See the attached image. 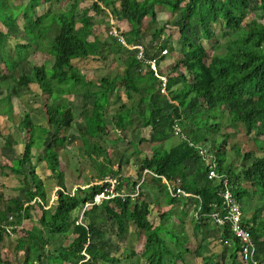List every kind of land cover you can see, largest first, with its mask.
Listing matches in <instances>:
<instances>
[{
    "label": "trees",
    "instance_id": "obj_1",
    "mask_svg": "<svg viewBox=\"0 0 264 264\" xmlns=\"http://www.w3.org/2000/svg\"><path fill=\"white\" fill-rule=\"evenodd\" d=\"M62 1L0 0V63L7 72L15 74L34 51H47L52 56L50 67L48 61L34 64V76L23 71L15 75L0 98V120L5 117L8 121L14 115L12 85L27 87L36 82L49 98L44 103L47 121L36 124L26 111L18 122L25 133V149L21 156L0 166L5 176L15 174L20 180L18 193L0 209V244L5 234L18 231L24 219H37L38 223L24 227L16 239L15 250L23 251L24 264H139V253L133 247L121 253L107 249L109 231L115 229L124 237L133 223L145 234L143 256L150 264H188L186 254L193 249L188 246L191 236L185 230V219L191 216L199 242L194 252L205 262L223 256L225 264H252L241 258L240 241L229 224L219 225L210 215L222 208L223 200L219 195L222 184L218 178H208L209 166L197 147L209 139L217 171L239 184L243 222L258 244V259L264 262V204L252 200L256 191L264 196V153H245L238 168L240 146H233L236 156L231 161L227 138L219 142L210 134L218 132L224 122L234 126L242 123L248 134L255 133L264 150V0H94L81 8L84 0H67V8L52 5ZM158 6L179 13L180 19L175 21L178 46L172 41V32H166L167 24L158 22ZM38 8L43 11L38 13ZM110 17L126 20L128 29L115 27ZM96 19L105 22V38L97 33ZM120 35L132 47L123 44ZM12 36L20 41L11 44ZM137 44L144 46V58L138 57L139 50L133 47ZM177 49L179 57L166 74L162 73L161 61L167 52ZM111 52L119 57L122 67L99 77L81 72L73 62L90 56L105 59ZM153 58L158 72L148 61ZM2 77L0 64V81L4 83ZM71 91H80L88 102L92 99L91 108L86 104L83 111L84 127L75 123L76 113L65 97ZM110 109L114 113L109 114ZM74 126H79L84 142L91 147L87 148L89 155L99 167L95 178H116L118 191L134 192L138 182L121 174V165L113 167L108 146L99 141L113 143L125 138L121 131L134 134L132 131L145 130L147 134L140 133L137 142L133 139L135 146L140 142L162 145L140 161L138 174L144 179L137 197L116 195L95 203V195L110 186L107 181L68 190L58 147L65 146ZM112 131L117 137H109ZM0 133L5 145H11V134L4 132L1 124ZM50 133L52 139L48 140ZM94 152L105 153L107 161H98ZM38 162L46 173L50 170L60 179L51 203V193L37 171ZM163 176L174 189L180 178L182 187L200 198L186 200L173 195ZM241 179L247 186L241 185ZM144 189L155 197L157 224L151 219L153 202L145 197ZM200 200L203 203L197 216ZM87 203L91 204L86 207ZM177 213L182 216L179 228L170 222ZM214 231L222 246L218 252L210 247ZM0 264H13L2 256L1 249Z\"/></svg>",
    "mask_w": 264,
    "mask_h": 264
},
{
    "label": "rangeland",
    "instance_id": "obj_2",
    "mask_svg": "<svg viewBox=\"0 0 264 264\" xmlns=\"http://www.w3.org/2000/svg\"><path fill=\"white\" fill-rule=\"evenodd\" d=\"M94 0H84L79 4V7L84 6H90L93 3ZM67 0H64L62 2H53L52 5L54 7H64L67 8ZM49 3L46 4L48 7ZM43 11V9L38 8L37 12L40 13ZM93 11V10H92ZM157 13H158V22L160 24H167L166 32H172V41L174 44L178 46V29L176 28V22L180 19V15L178 12H173L171 10H168L166 8H163L161 6L157 7ZM250 14L249 16H251ZM104 19H106V16H103ZM97 24L95 26L97 33L101 35L102 38H105L108 34L106 30L105 22L100 21L99 19H96ZM113 22L115 27H118L122 30L128 29V23L126 20L119 21L117 19H109ZM114 31V27L112 29ZM151 38L150 35L148 36V39ZM147 39V40H148ZM20 39L18 36H12L10 38L11 44H14L15 42H19ZM215 50V49H214ZM3 53V50H2ZM179 50L177 49L176 52L166 53V57L163 61H161V65L159 68H162V73L166 74L171 67V64H173L177 58L179 57ZM51 60L52 56L47 51H34L32 52V55L30 58L25 59L22 61L20 66L16 69V73H8L6 66L4 63H0L3 67V79H5V82L2 83L3 80L0 81V98L4 97L7 92V83L14 81L16 79V76H19L20 71L27 72L31 76H34L33 66L34 64H41L43 61H48L47 65L48 67L51 66ZM74 64L77 65L81 72L87 73L90 77L94 76H102L105 74H108L109 72H115L118 69L122 67L121 60L118 56L114 55V52H111L107 58L100 59L98 57H86V58H77L74 61ZM12 80V81H11ZM2 83V84H1ZM12 92L14 94V97L12 99L13 107H14V115L12 120L8 121L5 117H1L0 124L4 125V132H9L12 137V144L7 146L4 143V138L0 133V166L2 162H9L12 161L19 156H21L22 152L25 149V142L24 137L25 133L22 132V130L18 127V122L23 117V114L27 111L30 113L31 118L34 123H45L47 121V115L44 110V103L48 101V94L43 93L40 89L39 85L35 83L29 84L27 87H19L18 85L14 84L12 85ZM65 97H67L68 102L70 103L71 107L76 113V124H79L80 127L85 126V117L83 115L84 108L86 107V104L91 108L92 106V99L87 101L83 97V94L79 91H71L69 93L65 94ZM109 114L114 113L113 109H110ZM225 123V122H224ZM222 124L221 129L218 132H211L210 134H213L216 139L219 142H222L223 138H227V156L232 161L235 156L236 152L235 149H233V146L238 144L241 149V155L238 156L237 164L238 168L241 167V161L245 160V153L252 151L254 155L263 154L264 150L263 148H260L258 143L256 142L255 133L248 134L245 130V127L242 123H238L236 126L231 125L230 123ZM79 126L72 127L69 130L70 139L67 141L65 146H59L58 149L60 151V160H61V169L65 172L64 178L65 183L67 185V188L69 191H73L77 186H88L89 184L98 183L102 179L95 178L97 176L98 166L95 163V161L90 157L89 153L91 154L90 150L88 152L89 147L86 142L83 140V134L81 135L79 131ZM134 134L131 133V130L127 131H121L120 134L124 135L125 138L121 140H116L115 142L105 143L104 140H100V143H103L108 146V153L109 158L111 159V163L113 164L114 168H117L119 165L122 166L121 174L125 176H131L133 179H135L138 183H140L144 178L140 177L138 174L140 161L142 157L145 154L151 155V153H155L159 151L162 148L161 144H153L150 142L145 143H138L137 146H135L133 139L137 142L139 139L140 133H145V130H136L132 131ZM109 137L115 138L117 137V134L112 131L109 134ZM47 139H52V134L47 135ZM176 139V138H175ZM132 140V142H131ZM208 145L212 144V141L208 139L206 142ZM218 143V142H217ZM169 146L168 143H163V146ZM88 148V149H87ZM138 148L142 149L141 151H138ZM34 154H37V149H33ZM95 153V152H94ZM96 154V159L98 161L106 162L105 153H101L99 155ZM35 161H39L35 158ZM9 170V169H8ZM239 170V169H237ZM2 168L0 167V191L3 192V197L0 199V209H3L5 206L4 202L9 197L14 196L18 193L17 187L20 184L19 176L15 174H10V176H5L2 172ZM37 171L40 173V175H43V179L45 184L47 185V190L51 193L50 197V203L54 201L56 196V191L60 188L59 181L60 179L55 178L52 171L45 172V169H43L42 165L37 164ZM144 175V173H143ZM109 179H115L111 176H106ZM146 177V174L144 175ZM180 179V178H177ZM178 186L182 187L181 179L180 181L176 182ZM173 186V185H172ZM244 186H247V184ZM174 187V186H173ZM249 187V185H248ZM137 186L135 187L136 190ZM247 188V187H246ZM254 193V189L252 190ZM124 192H129V190H124ZM145 197L153 204L151 205L152 208V221L157 224L159 221L158 214V208L154 204L155 197L152 196V194L148 193L144 189ZM189 192V191H186ZM184 199L189 200L187 196H184ZM253 203H257V205L264 204V197L260 191H256V194L254 193V196L252 197ZM251 200V204H252ZM255 205V206H257ZM164 207V206H163ZM192 204L188 206V208H191ZM193 208L190 209V214L192 213ZM264 214V210H263ZM191 216H188L185 219V230L188 232V234L191 236V241L188 243V246H191L193 249L192 252L186 254V261L188 264H225L227 261L226 257H219L218 259L213 258L208 262H205L202 258V256H198L194 249H196L199 245L198 240L196 239L194 235V228L192 223L190 222ZM182 219V216H180L179 213L177 215L170 217V222H174L175 226L179 228V222ZM170 222H167L168 225ZM38 223L37 219H24L17 232H13L11 234H5L4 240L0 244V249L2 251V256L5 259H9L12 261L13 264H24V258L25 255L23 251L17 252L15 250V244L17 237L23 233L24 227H31L33 224ZM115 224V223H114ZM215 231L210 233V238L214 239L213 242L210 244L211 249L215 250L216 252L221 251V243L219 240H216L215 237ZM70 239V238H69ZM108 241L107 249H109L112 253H121L124 248L133 247L135 248L139 256L137 257L139 264H150L149 260L144 257V250H145V243H146V237L145 234L140 232L138 228L132 223L131 224V231L130 233L126 234L124 237H119L115 231V229L110 230L108 233V237L106 239ZM69 241V240H68ZM208 252L206 251L205 254ZM183 262H178V264H182Z\"/></svg>",
    "mask_w": 264,
    "mask_h": 264
},
{
    "label": "built area",
    "instance_id": "obj_3",
    "mask_svg": "<svg viewBox=\"0 0 264 264\" xmlns=\"http://www.w3.org/2000/svg\"><path fill=\"white\" fill-rule=\"evenodd\" d=\"M114 32L116 35H119L118 31L114 29ZM123 44L126 46L132 47L131 45H128L126 43V40L124 36L120 35L119 37ZM133 47L138 48L139 53L138 57L139 58H144V46L142 44H137L133 45ZM164 53L166 50L163 51ZM152 69H154L156 72L159 71L158 69V63L156 58L148 60ZM163 77V76H162ZM164 80L166 81V78L163 77ZM179 127L176 126V132H179ZM198 150L202 156V158L207 162V165L209 166V171H208V178L209 179H215L218 178L219 181L222 184V188L220 190V195L223 198V206L220 209L214 210L210 215L212 216V219L218 223L219 225H226L227 223L231 227L232 232L235 234V236L239 239L240 241V256L243 260L250 262L252 264H264L261 260L258 259L257 257V252H258V244L256 240L254 239L251 230L247 225L244 224V219H243V212L241 208L240 201L236 197V189L237 185L233 180H230L229 177H227L224 173H219L217 171V160L214 158L213 153L208 150L207 147L204 145L197 146ZM147 172V171H146ZM164 181H166L169 185V189L172 192L173 195L176 196H187L188 198L190 196L200 198L198 194H194L192 192H186L183 187L178 186L176 189L171 187L169 181L163 176ZM109 182L110 186L104 188L101 190L99 193L95 195L94 202H101L105 198H111L113 196L119 195L121 197H125L126 195H131L132 197H137L140 193V188L143 180L137 184V188L134 192H124V191H118L116 190L117 186V179H109L108 177L105 179H102L98 183H103V182ZM180 181V179H178ZM91 204L87 203L86 207ZM202 206V201L200 200L198 204V210L195 211L196 215H199V209ZM226 243H229L226 241Z\"/></svg>",
    "mask_w": 264,
    "mask_h": 264
},
{
    "label": "clouds",
    "instance_id": "obj_4",
    "mask_svg": "<svg viewBox=\"0 0 264 264\" xmlns=\"http://www.w3.org/2000/svg\"><path fill=\"white\" fill-rule=\"evenodd\" d=\"M202 145H204L205 147H207L208 148V150L210 151V152H212L213 150H211V145H208L207 143H203ZM201 155V154H200ZM206 164H207V162H205ZM208 171H209V169H208ZM227 177H229L230 178V180H233L235 183H236V185H237V189H236V197L238 198V196H237V192H238V189H239V184H238V182H237V180H235L234 178H231L229 175H227L226 173H224ZM165 177V176H164ZM166 178V177H165ZM164 180V179H163ZM240 182H241V185H244V183H245V181L243 180V179H241L240 180ZM222 188V187H221ZM221 188H220V190H221ZM220 195V194H219ZM263 195V194H262ZM221 196V195H220ZM264 197V196H263ZM222 200H223V198H222ZM238 200H239V198H238ZM240 201V200H239ZM203 203V202H202ZM222 204H223V201H222ZM240 204H241V201H240ZM241 208H242V204H241ZM242 212H243V210H242ZM243 217H244V213H243ZM263 262V261H262ZM264 263V262H263Z\"/></svg>",
    "mask_w": 264,
    "mask_h": 264
}]
</instances>
